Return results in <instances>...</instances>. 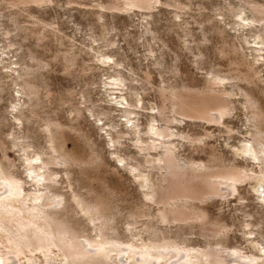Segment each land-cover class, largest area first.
Segmentation results:
<instances>
[{
	"label": "rangeland",
	"instance_id": "374dc122",
	"mask_svg": "<svg viewBox=\"0 0 264 264\" xmlns=\"http://www.w3.org/2000/svg\"><path fill=\"white\" fill-rule=\"evenodd\" d=\"M38 1L0 0V173L13 171L24 181V197L32 199L37 179L34 171H38L26 163L38 165L46 152L57 154L49 135L48 120L53 119L63 125L56 145L81 162L50 165L57 180L52 191L71 203L80 202L79 193L106 204L113 202L119 209L116 226L123 232L128 226L126 215L141 194L113 151L139 157L131 125L144 128L157 116L165 99L160 97L161 87L166 91L202 88L210 70L239 75L226 81L235 107L224 116V122L187 117L173 122V129L202 138L192 143L176 137L177 151L195 161L215 157L259 170L257 162L236 153L251 129L243 93L255 101L264 126V45L258 38L259 25H240L254 17L245 0H179L181 9L159 0L152 11L109 10L103 7L106 0ZM252 1L264 5V0ZM24 69L33 70L31 81L36 85L30 108L22 89ZM168 103L167 99L164 104ZM21 105L24 114L18 111ZM117 134L120 143H111ZM26 155L30 159H24ZM153 175L158 177L155 171ZM262 183L245 181L238 193L200 203L211 220L226 225L229 233L226 230L222 240L227 245L263 253ZM149 208L150 216L157 215L155 205ZM142 219L147 218H140L133 231L146 238ZM187 237L191 245L205 242L197 229Z\"/></svg>",
	"mask_w": 264,
	"mask_h": 264
},
{
	"label": "bare ground",
	"instance_id": "6f19581e",
	"mask_svg": "<svg viewBox=\"0 0 264 264\" xmlns=\"http://www.w3.org/2000/svg\"><path fill=\"white\" fill-rule=\"evenodd\" d=\"M48 1L39 0L38 4ZM158 2L106 0L102 5L109 10L132 11L137 8L152 11ZM167 2L175 8H183L179 0ZM245 2L254 17L251 16L252 20L240 25L251 26L254 22L256 26L259 25L261 32L258 38L264 45V5L252 0ZM30 69H24L21 75L22 89L28 96V107L36 95V85L31 81L33 70ZM209 73L211 76L205 78L204 86L199 89L171 88L166 91L167 88L161 87L160 97L163 95L166 99L163 98L164 102L168 99L169 105L161 103L157 116H152L144 128L131 123L133 138L136 140L133 145L139 157L113 151L116 159L134 177L141 194L139 202L134 203L126 215L128 226L123 232H119L116 226L119 209L116 204L112 205L113 202L106 204L105 200L79 193L77 201L80 202L72 204L61 193L52 191L57 180L50 171V165H76L81 161L70 156L61 145H56L63 125L53 119L48 120L49 135L57 154L46 152L45 159L38 165L26 163L30 169H38L34 171L36 181L32 179L36 185L32 190V199L23 196L24 181L17 178L13 171L4 175L0 173V264H264V251L258 254L224 243L222 239L228 232L226 225L220 220H211L200 206V203L210 198L238 193L240 184L245 181L264 182V126L261 125V113L255 101L243 93L246 108H249L251 129L249 138L237 147L236 153L257 162L260 165L258 171L222 158L195 161L180 156L177 151L176 137L192 143L202 138L173 129V122L182 121L186 117L206 122H224V116L229 115L235 107L230 98L232 93L226 88V81L236 80L239 75H223L213 70ZM118 80L122 81L121 77ZM23 107L21 105L18 109L20 114H24ZM78 110L75 108L80 113ZM175 114L181 118L178 119ZM129 120L130 117H127ZM119 137L111 139V143H120ZM90 155L91 158L98 157L96 153L94 157ZM24 159L30 157L26 155ZM154 171L158 173L156 179L153 177ZM40 186L43 187L38 188ZM148 201L155 205L157 215L150 216L149 207L152 204ZM79 213L81 217L77 218ZM142 217L147 218L142 219L148 234L146 238L133 231ZM159 223H164L169 229L162 228ZM196 229L205 238L203 245L189 243L187 235L193 234ZM260 233L264 234V230ZM252 237L250 241L253 242Z\"/></svg>",
	"mask_w": 264,
	"mask_h": 264
}]
</instances>
